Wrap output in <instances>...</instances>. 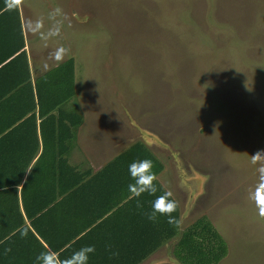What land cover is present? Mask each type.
Returning a JSON list of instances; mask_svg holds the SVG:
<instances>
[{
  "label": "rangeland",
  "instance_id": "374dc122",
  "mask_svg": "<svg viewBox=\"0 0 264 264\" xmlns=\"http://www.w3.org/2000/svg\"><path fill=\"white\" fill-rule=\"evenodd\" d=\"M72 1L88 22L50 44L75 60L76 100L131 113L124 141L137 128L156 137L161 181L181 203L194 196L185 220L207 216L227 244L217 264H264L249 199L250 156L264 150V0H41L48 12Z\"/></svg>",
  "mask_w": 264,
  "mask_h": 264
},
{
  "label": "crops",
  "instance_id": "0c3cea01",
  "mask_svg": "<svg viewBox=\"0 0 264 264\" xmlns=\"http://www.w3.org/2000/svg\"><path fill=\"white\" fill-rule=\"evenodd\" d=\"M42 4L41 0H24L20 9L6 11L5 0H0V243L12 235L6 231L16 223L14 193L20 209L23 208L22 196L26 204L29 202L26 198H33L34 203L29 204L37 208L48 199V194L44 193L54 187L60 189L62 153V158L73 167L66 181L69 184L75 181L73 172L82 176V185H67L66 193L58 195L65 199L62 206L65 202L68 223L91 225L81 248L104 247V239L109 238L113 239L109 245L118 247L124 255L123 264H185L177 255L180 253L178 242L182 232L199 218L189 223L185 220L194 196L191 199L186 190L187 199L181 203L171 187L161 181L159 175L165 166L153 151L156 137L149 135L148 138L145 133L146 139H137V128L134 129L137 138L132 141L128 135L124 141L123 123L125 121L127 127L133 124L131 113L124 120L128 113H124L121 105H94L93 100H76L74 58L65 56L57 66L48 59L56 48L50 44L51 39L44 47L39 35L26 28L29 19L43 18L45 31L52 24L48 19L52 6L48 5V12ZM62 12L67 16L63 25L88 22V11L81 2L74 4L72 1ZM69 59L73 61L71 96L68 87L64 90V71L68 69L64 67ZM45 63L48 69L43 68ZM76 112L81 116L78 126L72 122V113ZM138 142L163 164L156 179L166 192H172L179 211L177 234L157 248L153 247L145 257H142L144 249L153 246V221L148 219V214L152 212L156 197L148 193L132 196L128 185L123 183L129 175L121 170L105 169L109 162ZM156 194L160 196L158 188ZM22 213L24 224H27L26 215ZM133 238L140 247L131 241ZM11 245L0 248V264H26V251L13 249Z\"/></svg>",
  "mask_w": 264,
  "mask_h": 264
},
{
  "label": "trees",
  "instance_id": "16d2710c",
  "mask_svg": "<svg viewBox=\"0 0 264 264\" xmlns=\"http://www.w3.org/2000/svg\"><path fill=\"white\" fill-rule=\"evenodd\" d=\"M72 67L73 61L69 59L64 67L68 68L64 71V90H67L68 87L67 91L69 96L72 95ZM72 114V122L75 126H78L81 121V116L77 112ZM142 159H150L153 161L152 171L155 176L164 168L161 161L157 159L144 144L138 142L118 155L113 161L109 162L105 166V169L121 170L130 177L128 171L129 165L134 161ZM59 166L58 183L60 189L54 187L52 191L44 193V195L48 194V199L44 200L39 207L33 208L29 204V202L32 204L34 203L33 198H26L29 201L26 204L22 196L21 203L23 208L20 209L18 207L19 201H17L16 193H14L16 223H13V226L6 231L9 234L11 232L12 235L0 243V248H8L9 245L12 244L11 248L13 249L20 248L21 251L24 249L26 251V264H40L37 260V256L49 248L59 252L61 259L70 257L73 252L81 249V243L88 237L87 233L92 229L89 224L74 225L67 222L66 203L64 202L62 206V201L65 199L60 198L61 196L58 195H64L66 193L65 190L67 188L65 187L67 185H82L83 182L82 176L75 172H73L75 181L70 184L66 181L68 174H71L73 171V167L68 165L67 161L62 158V153H60ZM123 183L129 185L134 183V181L131 177L127 178V180L124 178ZM153 183L158 188L159 195L166 192L157 179ZM154 196L157 198V194ZM169 199L173 200L172 197H169ZM22 212L26 215L28 220L27 224H24ZM171 216L177 223L170 224L168 223V216H162L157 213V219L152 223L153 246L151 247L150 245L148 249H144L142 257L150 253L153 247L157 248L164 241L177 234L179 227L178 206L176 210L171 213ZM21 230H26L27 235L21 236ZM149 232H151L150 229ZM112 240L113 239L105 238L103 243L106 245L104 247H95V251L93 252V254L95 253L94 255H92L91 252L88 253L87 264H123L122 259L124 255L120 254L118 247L109 245L112 244ZM131 241L135 242L137 246L140 247V244L137 243V239L133 238ZM129 244H132V242H129ZM178 249L180 253L177 255L185 264H217L227 254V244L221 235L211 227L205 215L199 217L185 232H182L178 242Z\"/></svg>",
  "mask_w": 264,
  "mask_h": 264
},
{
  "label": "clouds",
  "instance_id": "9594fccd",
  "mask_svg": "<svg viewBox=\"0 0 264 264\" xmlns=\"http://www.w3.org/2000/svg\"><path fill=\"white\" fill-rule=\"evenodd\" d=\"M24 4V0H5V10L14 11L20 9ZM58 17L60 19H58ZM48 19L52 21L51 26L45 31L43 18H37L36 20H27L26 28L32 34L39 35L41 41H43L44 47L48 46V41L60 35L61 27L65 20H67L66 14L62 12V9L56 7L52 12L48 14ZM69 49L63 46L56 47L53 52L49 54L48 59L52 60L58 66L69 54ZM44 69H48L49 65L45 63ZM250 163L256 165V172L258 174V181L253 189L249 190V199L254 203L257 209V215L261 220H264V150H257L250 156ZM153 161L150 159H142L134 161L129 165L128 171L131 179L134 183L128 185V190L134 197H139L143 193L149 195H155L157 187L153 183L156 180V176L152 171ZM29 170V169H28ZM173 194L171 191H167L158 196L152 203V212L148 214V219L155 221L157 219V213L162 216H168V223L175 224L177 221L171 216L177 208L175 200L169 199ZM26 230H21V236H26ZM93 246H86L72 253L70 257L61 259L59 252L47 249L41 252L37 256V260L40 264H87L88 253L94 252Z\"/></svg>",
  "mask_w": 264,
  "mask_h": 264
}]
</instances>
